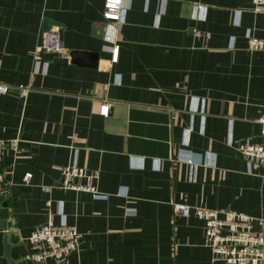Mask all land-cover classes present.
<instances>
[{"label":"crops","instance_id":"crops-1","mask_svg":"<svg viewBox=\"0 0 264 264\" xmlns=\"http://www.w3.org/2000/svg\"><path fill=\"white\" fill-rule=\"evenodd\" d=\"M104 1L0 0V82L10 88L0 96V140L19 139L17 153L0 157V198L22 257L223 264L204 246V221L174 207L244 213L264 239V169H249L236 150L264 143V47L247 44L248 35L264 41V14L253 0H122L113 63ZM45 32H56L63 50L36 60ZM72 52L96 54L97 67L73 63ZM72 165L96 172L78 182L106 199L60 190ZM59 211L80 234L78 250L32 263L28 237L50 216L59 223Z\"/></svg>","mask_w":264,"mask_h":264},{"label":"built area","instance_id":"built-area-1","mask_svg":"<svg viewBox=\"0 0 264 264\" xmlns=\"http://www.w3.org/2000/svg\"><path fill=\"white\" fill-rule=\"evenodd\" d=\"M164 1V0H160ZM254 12L264 14V0H253ZM199 10L202 7H197ZM125 9L122 0H105L103 18L106 21L103 40L110 46L112 62L117 61L118 47L117 27L124 24L123 15ZM247 44L251 51H259L264 47V41L247 36ZM63 50L62 42L56 32L42 34L40 43L34 49V58L39 60L43 54H60ZM38 63V62H37ZM10 88L0 82V96L7 95ZM29 90H19L20 98H25ZM107 104L100 108V115L108 116ZM261 125L260 135L264 139V108L262 115L257 120ZM19 139L0 140V157L5 151L17 153ZM236 150L245 159L249 169H264V143H236ZM186 163L192 161L186 159ZM62 180L58 187L63 191H75L88 193L95 200L106 199L97 192L91 183L80 184V180L93 181L97 179V173L91 176L85 174L75 166H68L61 171ZM31 174L23 177V182L28 183ZM0 183H5L3 173H0ZM174 213L187 218L190 214L204 221L203 243L208 248L215 261L223 264H264V239L260 233L253 229V219L244 213L232 211H216L202 207H186L178 205L174 207ZM61 221L55 224L50 216L47 223L36 227L28 237L30 257L32 263H41L48 259L64 261L78 250L80 234L74 226L68 225L59 211Z\"/></svg>","mask_w":264,"mask_h":264},{"label":"water","instance_id":"water-1","mask_svg":"<svg viewBox=\"0 0 264 264\" xmlns=\"http://www.w3.org/2000/svg\"><path fill=\"white\" fill-rule=\"evenodd\" d=\"M52 21L45 20L44 26L46 31H50L53 26ZM73 63H87L91 68L97 67V55L81 52H72L71 54ZM85 58H90L91 61H81ZM0 230L3 232L2 245H3V258L6 264H27L23 259L20 250V239L14 232L15 225L10 220V213L7 203L0 198Z\"/></svg>","mask_w":264,"mask_h":264},{"label":"rangeland","instance_id":"rangeland-1","mask_svg":"<svg viewBox=\"0 0 264 264\" xmlns=\"http://www.w3.org/2000/svg\"><path fill=\"white\" fill-rule=\"evenodd\" d=\"M31 261V260H30ZM54 261H56V260H54ZM56 262H62V261H56Z\"/></svg>","mask_w":264,"mask_h":264}]
</instances>
